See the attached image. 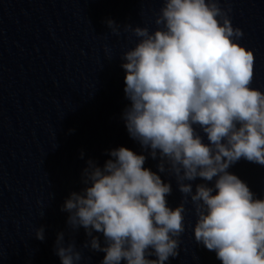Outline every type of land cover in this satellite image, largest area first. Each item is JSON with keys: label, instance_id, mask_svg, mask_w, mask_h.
Listing matches in <instances>:
<instances>
[{"label": "clouds", "instance_id": "obj_1", "mask_svg": "<svg viewBox=\"0 0 264 264\" xmlns=\"http://www.w3.org/2000/svg\"><path fill=\"white\" fill-rule=\"evenodd\" d=\"M231 10L230 0L223 7L221 0H163L154 31L124 24L138 40L121 56L130 101L122 118L144 151L121 145L102 167L88 159L85 187L61 206L67 224L91 238L84 247L105 253L100 264H170L189 198L197 244L222 264H264V195L229 171L241 158L264 166V90L251 86L254 53L239 42L243 30ZM105 23L119 34L120 24ZM148 156L158 158V171L144 166ZM166 172L183 194L176 207L167 200L171 181L159 174ZM197 177L214 183L193 191ZM35 236L44 240V225ZM54 251L61 264L83 258L63 231Z\"/></svg>", "mask_w": 264, "mask_h": 264}]
</instances>
